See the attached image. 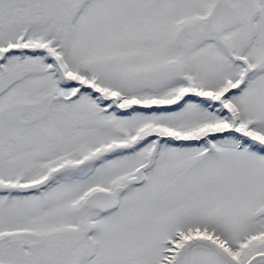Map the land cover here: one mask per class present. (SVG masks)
Returning <instances> with one entry per match:
<instances>
[{
	"label": "snow or ice",
	"instance_id": "obj_1",
	"mask_svg": "<svg viewBox=\"0 0 264 264\" xmlns=\"http://www.w3.org/2000/svg\"><path fill=\"white\" fill-rule=\"evenodd\" d=\"M0 264H264V0H0Z\"/></svg>",
	"mask_w": 264,
	"mask_h": 264
}]
</instances>
